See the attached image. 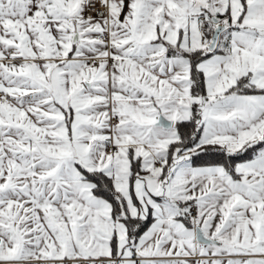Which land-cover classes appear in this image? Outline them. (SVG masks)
<instances>
[{"label":"snow or ice","instance_id":"1","mask_svg":"<svg viewBox=\"0 0 264 264\" xmlns=\"http://www.w3.org/2000/svg\"><path fill=\"white\" fill-rule=\"evenodd\" d=\"M0 264H264V0H0Z\"/></svg>","mask_w":264,"mask_h":264}]
</instances>
